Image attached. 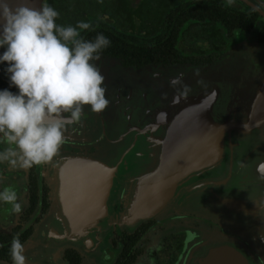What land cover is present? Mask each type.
I'll return each instance as SVG.
<instances>
[{
	"label": "water",
	"instance_id": "obj_1",
	"mask_svg": "<svg viewBox=\"0 0 264 264\" xmlns=\"http://www.w3.org/2000/svg\"><path fill=\"white\" fill-rule=\"evenodd\" d=\"M12 2L42 5V0ZM96 63L105 76L109 106L102 113L85 106L82 123L68 126L65 137L72 144L90 141L105 147L94 155L60 153L61 163L52 169L56 201L36 230L39 235L42 227L49 241L35 240L25 253L42 262L66 246L91 250L113 221L132 222L175 209L239 222L248 232L242 236L214 225L193 233L186 245L194 258L190 264H205L223 250L232 251L240 264H264V44L235 48L198 70L199 75L182 64ZM180 73L191 92L174 103L176 89L169 81ZM116 122L119 131L127 123L126 134L140 138L120 135L114 149ZM94 189L95 208L89 201ZM116 201L121 211H113ZM81 223L93 225L85 233L77 229ZM183 259L176 264H184Z\"/></svg>",
	"mask_w": 264,
	"mask_h": 264
},
{
	"label": "clouds",
	"instance_id": "obj_2",
	"mask_svg": "<svg viewBox=\"0 0 264 264\" xmlns=\"http://www.w3.org/2000/svg\"><path fill=\"white\" fill-rule=\"evenodd\" d=\"M234 2L227 0V6ZM59 15L48 4L30 7L0 0V49H4L0 64L7 62L3 71L10 87L18 90H0V144L7 145L0 150V163L13 168L51 163L65 143L68 126L82 123L85 106L102 113L110 103L105 76L96 63L110 40L103 34L87 40L81 33L92 29L91 23L59 25ZM183 75L169 81L176 89L174 103L191 92ZM0 202L16 214L23 211L12 187L0 190ZM24 253L25 245L17 234L10 246L13 264H26Z\"/></svg>",
	"mask_w": 264,
	"mask_h": 264
},
{
	"label": "trees",
	"instance_id": "obj_3",
	"mask_svg": "<svg viewBox=\"0 0 264 264\" xmlns=\"http://www.w3.org/2000/svg\"><path fill=\"white\" fill-rule=\"evenodd\" d=\"M44 4L59 12L56 21L59 25L75 26L79 21L91 23L92 29L81 33L85 39L94 40L98 34H103L111 42L101 56L134 68L193 62V57L179 53L180 46L203 48L204 43L213 45L218 41L213 37L221 35V27L227 32L234 28L250 30L257 17L255 11L249 14L234 12L223 0H44ZM258 38L264 42V28ZM3 51L0 49V54ZM6 67L7 62L0 64V90L9 89L15 93L18 90L10 87L8 75L3 71ZM31 191L34 195L32 203H35L34 181ZM43 201L46 210V195ZM32 231V228H26L18 233L16 228L10 233H0V260L12 262L13 237L19 234L24 243ZM140 235L139 232L123 237L124 246L115 264L132 263L137 252L133 246ZM67 254L71 264H77L78 260L74 261L70 256L74 252L67 250Z\"/></svg>",
	"mask_w": 264,
	"mask_h": 264
},
{
	"label": "flooded vegetation",
	"instance_id": "obj_4",
	"mask_svg": "<svg viewBox=\"0 0 264 264\" xmlns=\"http://www.w3.org/2000/svg\"><path fill=\"white\" fill-rule=\"evenodd\" d=\"M223 1L227 6V0ZM248 1L264 12V0ZM42 4H44V0H42ZM227 7L234 10V12L247 14L255 11L257 17L252 28L250 30L234 28L232 31L227 32L225 28L221 27V35L219 33V35L213 37L218 40L214 41L213 45L204 43L203 48L189 47L187 44L180 46L179 53L193 57V62L176 63L165 67L171 68L177 64H182L191 66L194 69H202L237 47L264 44L258 38V34L264 28L263 13H260L244 0H237L232 6ZM68 148L66 144H63L61 150ZM4 165L6 166L0 168V178H2L0 180V190H3L4 187L14 188L18 193L19 202L22 203L23 211L20 214H13L10 205L0 202V233H10L16 228H18L19 233L26 228H32L31 235L23 243L25 245L31 239L37 225L50 208V187L46 176L48 166L45 164L23 169L20 167L13 168L6 162ZM33 181L36 183L37 199L35 203H32L34 197L31 191ZM45 188L47 191H44ZM44 195H46L48 202L46 210H44ZM32 204H34L33 207ZM120 208V205L114 206L116 211H119ZM12 214L13 217H11ZM7 221L8 223H4ZM213 226L214 223L210 219H204L201 215L195 213L179 214L170 210L165 211L162 216L143 218L129 223H114L107 230L100 248H98L100 244L98 243L97 248H92V250L95 249L93 252L90 250L89 253H84L73 246L62 248L60 252L63 260L62 264H71L66 256L67 250L74 252L70 256L74 261L78 260L77 264H115L124 246L123 237L127 234L134 235L139 232L141 235L133 246L134 249H137V252L131 264H173L185 251L187 242L192 238V232L198 229L212 228ZM156 231H160V234L157 235V237L160 236L157 239L158 241L154 240ZM148 240L150 244H147ZM91 243L89 240L86 243L87 247ZM0 263L13 264V262L4 260H0Z\"/></svg>",
	"mask_w": 264,
	"mask_h": 264
},
{
	"label": "crops",
	"instance_id": "obj_5",
	"mask_svg": "<svg viewBox=\"0 0 264 264\" xmlns=\"http://www.w3.org/2000/svg\"><path fill=\"white\" fill-rule=\"evenodd\" d=\"M258 45H260V44H258ZM258 45H249L250 47H257ZM247 46V45H246ZM244 47V46H243ZM237 48H241V47H237ZM234 50V49H233ZM232 51V50H231ZM230 52V51H229ZM107 58V57H106ZM107 59H109V60H115V61H117V62H119L118 60H116V59H113V58H107ZM127 123L124 125H122V129H121V131H119L118 130V127H117V122H116V124H115V127L113 128V129H117L118 131H117V135H116V137H115V139H117V142L114 144V149H118L117 147H118V142H119V138H120V135H123V134H125L126 135V137L128 136L130 139H134V138H140V136L139 135H132V136H130V135H128V134H126L127 133V131H128V129H127ZM138 129V128H137ZM141 130V129H140ZM116 134V133H115ZM114 139V138H113ZM135 140V139H134ZM89 142L90 141H81V143H74V144H72V143H70V141L68 140V138H66L65 137V143L64 144H66L69 148L68 149H64V150H60V153H62V152H70V153H77V154H90V155H94V153L96 152V151H99V150H101V149H104V147L102 146V145H100V144H90L89 145ZM5 145V144H4ZM5 147H7V145H5ZM60 153H59V155H60ZM59 155L57 156V157H55L54 158V160L51 162V163H49V164H47V166H48V168H47V171H46V176H47V179H48V183H49V187H50V199H51V204H50V207H51V205H53V203L56 201L55 200V197H54V185H55V179H54V177H53V171H52V169L54 168V166H57V164L59 165V163H61L60 162V160L62 159H59L60 157H59ZM65 157V156H64ZM116 157V155L114 156V158ZM57 160H59V162L57 161ZM108 160H112V159H108ZM114 160H116V159H114ZM55 161H56V164H55ZM109 162V161H108ZM6 165H3V167H5ZM12 173H14V172H12ZM97 190L96 189H94L93 191H91L92 193H91V197L89 198V201H91L92 203L95 201V200H97L96 199V195H97V192H96ZM115 205H120L121 206V208H120V210L119 211H121L122 209H123V205L121 204V202H118V201H116V202H114L113 203V207H112V209H113V211H115V212H117L116 210H114V206ZM13 214H14V212H13ZM13 214H12V216L11 217H13ZM211 220V219H210ZM42 221V220H41ZM41 221H40V223H41ZM129 223L130 221L129 220H122V219H120L118 222H111L110 223V226L112 225V224H114V223ZM4 223H8V221L7 222H4ZM40 223L37 225V227H36V229H35V231H34V233H33V235H32V237H31V239L25 244V246L27 245V246H31L30 244L32 243V242H36L35 240H40L41 241V243H43V242H46L48 239L47 238H45V235L43 234L44 232H43V229H42V227L40 228V232L41 233H39V235L36 233V230H37V228H38V226L40 225ZM109 226V227H110ZM214 227V226H213ZM212 227V228H213ZM39 229V228H38ZM206 229V228H205ZM201 230V229H200ZM102 238H103V236H102ZM43 241V242H42ZM49 241V240H48ZM47 241V242H48ZM54 242V241H53ZM53 242H51L50 244H49V246H52V243ZM206 244H209L208 242L206 243ZM92 246V245H91ZM90 246V247H91ZM94 247H96V245L94 244ZM62 248H64V247H62ZM62 248H58L56 251H54L53 253H54V255H52V257L51 258H49V256H48V260H45V261H42V262H40L39 261V259L37 260V261H35V260H33L32 259V257H34L31 253H28V254H26V253H24L25 254V256H26V264H48V263H50V264H62V258H61V250H62ZM83 250H84V247H81ZM89 249V248H88ZM92 250V249H91ZM25 251H26V249H25ZM89 251L90 250H85V251H82V252H84V253H89ZM0 264H4V263H0Z\"/></svg>",
	"mask_w": 264,
	"mask_h": 264
},
{
	"label": "rangeland",
	"instance_id": "obj_6",
	"mask_svg": "<svg viewBox=\"0 0 264 264\" xmlns=\"http://www.w3.org/2000/svg\"><path fill=\"white\" fill-rule=\"evenodd\" d=\"M235 1H237V0H235ZM237 3V2H236ZM100 60H108L106 57H101V59ZM113 61H115V60H113ZM114 67H111L110 68V70H112ZM192 69H194V68H192ZM202 69H204V68H202ZM202 69H195V70H202ZM118 71V69H115L114 71H113V73L114 72H117ZM5 148V145L4 144H0V150H3ZM4 165V163H0V168H1V166H3ZM174 211V212H177V213H186V214H189V213H192V212H185V211H181V210H175V209H168V210H163L161 213H159L157 216H162L164 213H165V211ZM195 214H197V215H201L204 219H210V217H208V216H205V215H202V214H199V213H195ZM156 217V216H155ZM211 221L214 223V225H218V226H220L223 230H226V231H228L229 233H233V231H236V233L237 234H239V235H242V236H244V233H248L247 232V229L244 227V226H240V224H239V222H237V225H233L232 223H226L223 219H217V217H215V220L214 219H212L211 218ZM110 228V227H109ZM109 228H107L106 230H105V232H104V234H103V238H104V236H105V234H106V232H107V230L109 229ZM203 229H205V228H203ZM206 229H213V228H206ZM197 231H201L200 229H198V230H196V231H194V232H192V236H193V233H196ZM158 234H160V231H156V233H155V235H154V240L155 241H158L157 239H159L160 238V236L159 237H157V235ZM152 237V239H153V235L151 236ZM102 238V239H103ZM101 242H102V240L99 242L100 244L98 245V248H100V246H101ZM189 242L190 243H192V238L189 240ZM147 244H150V242H149V240H148V242H147ZM97 248V247H96ZM158 249H159V247H158ZM93 250H95V249H93ZM93 250H91V252H93ZM257 250V249H256ZM188 254V249L186 250V248H185V251L183 252V254L181 255L184 259V264H190V262L194 259H191V256L189 255H187ZM181 256L179 257V258H181ZM178 258V259H179ZM178 259L175 261V262H173V264H176V262L178 261ZM258 263H256V264H259V261H257Z\"/></svg>",
	"mask_w": 264,
	"mask_h": 264
},
{
	"label": "bare ground",
	"instance_id": "obj_7",
	"mask_svg": "<svg viewBox=\"0 0 264 264\" xmlns=\"http://www.w3.org/2000/svg\"><path fill=\"white\" fill-rule=\"evenodd\" d=\"M190 152V151H189ZM191 155V152L189 153V156ZM98 201L95 200L92 204L97 206ZM94 206V208L96 207ZM92 214H97V211H93L90 213ZM91 218H87L85 221H89ZM93 225L92 223L90 224H80L79 227L77 228L79 231H84L86 233V229L90 226ZM87 226V227H84ZM89 240H86L85 243H87ZM214 255L212 258H210L205 264H240L236 255L230 251V250H223V251H215Z\"/></svg>",
	"mask_w": 264,
	"mask_h": 264
}]
</instances>
